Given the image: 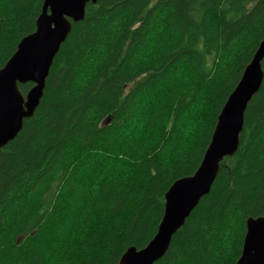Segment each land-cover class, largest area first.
Wrapping results in <instances>:
<instances>
[{
  "label": "trees",
  "instance_id": "1",
  "mask_svg": "<svg viewBox=\"0 0 264 264\" xmlns=\"http://www.w3.org/2000/svg\"><path fill=\"white\" fill-rule=\"evenodd\" d=\"M43 1L0 0V69ZM263 38L264 0L89 3L33 116L0 148V264H120L145 247ZM261 211L264 78L237 152L154 264H236L239 224Z\"/></svg>",
  "mask_w": 264,
  "mask_h": 264
},
{
  "label": "water",
  "instance_id": "2",
  "mask_svg": "<svg viewBox=\"0 0 264 264\" xmlns=\"http://www.w3.org/2000/svg\"><path fill=\"white\" fill-rule=\"evenodd\" d=\"M96 2L97 0H75V14L70 15L68 12L62 13L67 23L61 27L57 37L53 41L44 42L39 46H32L31 48L26 46L27 54L23 58L18 57L17 53L24 47L23 41L26 40L28 36L34 35L35 31L38 30V22L41 17L52 14L51 3H49L48 0L43 1L41 12L36 19V29L19 41L15 52L0 69V77L3 78L0 87H2L3 90L5 105L6 107L10 106L14 114L13 122L10 125L6 124L3 132H0V148L17 136L26 118L33 116L43 97L46 80L53 61L61 45L71 32L73 23L83 20L87 5L89 3L95 4ZM53 24H55V21H53ZM263 59L264 38L260 42L251 61L245 67L236 87L224 103L217 117L216 126L212 133L210 143L203 155L199 167L192 175L180 177L170 185L165 193L164 212L158 225L157 232L145 247L141 249H138L136 246L129 247L121 256L120 264H122L123 258L130 248H135L137 252L143 251L156 237H158V242L155 251L149 254L151 264H154L157 260L162 258L171 244L173 235L184 225L186 219L197 207L201 199L209 194L220 171L222 161L225 157L233 156L240 146V135L244 129L247 106L253 96L258 92L263 82ZM245 77H247L245 88L238 93L237 89L241 81L245 80ZM28 82L33 83V86L26 94H23L20 89V84ZM229 101H231L232 104L230 109L229 128L226 134L217 136L216 130L219 127L220 114L225 104ZM198 172L202 180L196 192L193 193L192 198L189 200V204L191 205L190 210L185 213V209L181 208L180 211H172L170 213L166 205L167 192L171 190V187L178 180L189 179ZM197 194L199 195L198 200L195 199ZM186 207L188 206L185 205V208ZM165 217L168 218L166 223ZM161 225H164L162 229ZM262 260H264V253L261 252L258 246L249 247V241L245 234L242 252L236 264H241V261H244L245 264H249V262H252V264H261Z\"/></svg>",
  "mask_w": 264,
  "mask_h": 264
},
{
  "label": "snow or ice",
  "instance_id": "3",
  "mask_svg": "<svg viewBox=\"0 0 264 264\" xmlns=\"http://www.w3.org/2000/svg\"><path fill=\"white\" fill-rule=\"evenodd\" d=\"M52 5V14L43 16L39 20V28L35 31L34 35H30L24 40V47L17 53L18 57L23 58L27 54L26 46L31 48L32 46H39L44 42L53 41L61 27L67 22L64 20L62 13L68 12L70 15L75 14V0H48ZM55 21V24H53ZM2 77H0V83H2ZM247 77L244 81H241L237 92L239 93L245 88ZM232 107L231 101L227 102L223 108L219 117V127L217 128V136L226 134L230 124V109ZM13 111L11 107H6L3 90L0 87V132H3L6 124L10 125L13 122ZM200 173L194 174L189 179L178 180L171 190L166 194V205L169 212L180 211L181 208L185 209V213L190 210L189 200L192 198L193 193L201 183ZM195 199H199V195L195 196ZM194 202V201H193ZM185 205L188 207L185 208ZM165 217V223L167 221ZM162 226L161 225V229ZM239 227L244 230L249 241V247H259L262 253H264V211H261L258 215H252L248 212L245 216L244 222L239 224ZM158 242V237L152 240L151 244L143 251L137 252L135 248H130L123 258L122 264H151V258L149 254L155 251ZM241 264H245L241 261ZM252 264V262H249ZM264 264V260L261 261Z\"/></svg>",
  "mask_w": 264,
  "mask_h": 264
},
{
  "label": "bare ground",
  "instance_id": "4",
  "mask_svg": "<svg viewBox=\"0 0 264 264\" xmlns=\"http://www.w3.org/2000/svg\"><path fill=\"white\" fill-rule=\"evenodd\" d=\"M2 148V147H1Z\"/></svg>",
  "mask_w": 264,
  "mask_h": 264
}]
</instances>
